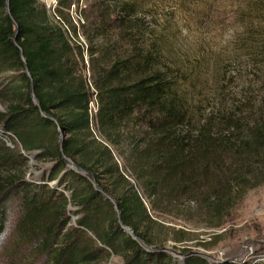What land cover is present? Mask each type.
<instances>
[{
	"label": "trees",
	"instance_id": "obj_1",
	"mask_svg": "<svg viewBox=\"0 0 264 264\" xmlns=\"http://www.w3.org/2000/svg\"><path fill=\"white\" fill-rule=\"evenodd\" d=\"M149 13L139 0H0V122L15 140L0 137V244L9 232L21 264H177L155 217L194 204L222 225L264 182V117L194 125ZM33 154L48 165L29 176ZM182 264L253 263L189 250Z\"/></svg>",
	"mask_w": 264,
	"mask_h": 264
},
{
	"label": "rangeland",
	"instance_id": "obj_2",
	"mask_svg": "<svg viewBox=\"0 0 264 264\" xmlns=\"http://www.w3.org/2000/svg\"><path fill=\"white\" fill-rule=\"evenodd\" d=\"M41 1L53 7L58 0ZM139 1L150 12L148 19H156L155 32L163 38L165 54L178 72V91L194 125L212 120L226 126L228 116L243 126L264 117L263 4L244 0L237 8L240 0ZM4 110L0 102V113ZM2 130L0 122V137L14 146L13 136ZM95 132L100 135L96 127ZM28 165L30 176L48 162L33 157ZM182 209V214H154L168 231L164 245L177 264L189 250L210 260L264 264V182L247 191L222 225H213L220 218H211L194 204ZM8 233L0 244V264H21L14 252L10 255ZM122 262L118 255L108 261Z\"/></svg>",
	"mask_w": 264,
	"mask_h": 264
},
{
	"label": "water",
	"instance_id": "obj_3",
	"mask_svg": "<svg viewBox=\"0 0 264 264\" xmlns=\"http://www.w3.org/2000/svg\"><path fill=\"white\" fill-rule=\"evenodd\" d=\"M8 2H9V0H8ZM7 9H8V11H9V5H8ZM27 72H29L28 69H27ZM32 97H33V99H34L36 102L38 101L37 98H36V96L34 95L33 88H32ZM35 153H36V152H34V154H35ZM34 154H33L32 156H30L31 159L33 158ZM69 166L72 167V168H75V169H77V170H78V169H81V171H82L83 173H88L86 170L80 168L77 164H75L72 160H69ZM94 183H95V186L98 187V183L95 182V181H94ZM107 197H109V196L107 195ZM113 201H114V203H115V208L118 210V204L116 203L115 200H113ZM120 216H121V212L119 211V217H120ZM125 229H126V231H128L129 233L135 235L134 230H133L130 226H125ZM140 242L142 243V245H144L145 247H147V245H146L143 241L140 240Z\"/></svg>",
	"mask_w": 264,
	"mask_h": 264
},
{
	"label": "built area",
	"instance_id": "obj_4",
	"mask_svg": "<svg viewBox=\"0 0 264 264\" xmlns=\"http://www.w3.org/2000/svg\"><path fill=\"white\" fill-rule=\"evenodd\" d=\"M48 3H52V1H51V2H48ZM54 3L57 4L56 2H54ZM47 6H48L49 8L52 7L51 4H47ZM53 7H55V6H53ZM53 7H52V8H53Z\"/></svg>",
	"mask_w": 264,
	"mask_h": 264
}]
</instances>
